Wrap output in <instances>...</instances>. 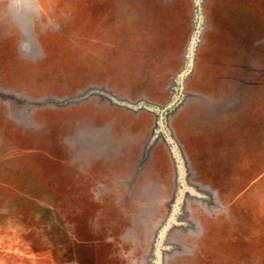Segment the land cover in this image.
I'll return each instance as SVG.
<instances>
[{
  "label": "rangeland",
  "instance_id": "374dc122",
  "mask_svg": "<svg viewBox=\"0 0 264 264\" xmlns=\"http://www.w3.org/2000/svg\"><path fill=\"white\" fill-rule=\"evenodd\" d=\"M0 264H264V0H0Z\"/></svg>",
  "mask_w": 264,
  "mask_h": 264
}]
</instances>
